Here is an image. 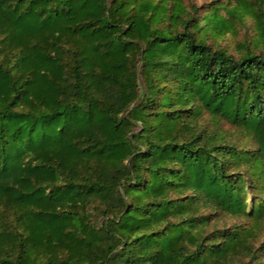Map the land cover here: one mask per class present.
I'll return each instance as SVG.
<instances>
[{
	"label": "trees",
	"instance_id": "1",
	"mask_svg": "<svg viewBox=\"0 0 264 264\" xmlns=\"http://www.w3.org/2000/svg\"><path fill=\"white\" fill-rule=\"evenodd\" d=\"M237 1L233 54L225 2L0 0V264H264V0Z\"/></svg>",
	"mask_w": 264,
	"mask_h": 264
},
{
	"label": "rangeland",
	"instance_id": "2",
	"mask_svg": "<svg viewBox=\"0 0 264 264\" xmlns=\"http://www.w3.org/2000/svg\"><path fill=\"white\" fill-rule=\"evenodd\" d=\"M188 3H196L200 7V17L202 23H205L204 17L209 13V8L213 4L225 2L230 9L236 8L235 12L242 13L243 16H236L231 18L233 28L230 30L225 29L224 34H218L216 37L210 35L208 40L210 43H216V45H222L226 47L231 53H241L240 44L250 43L253 37L257 34V22L249 10L241 9L242 5L237 0H186ZM221 16L229 17L228 10L222 8L219 12Z\"/></svg>",
	"mask_w": 264,
	"mask_h": 264
}]
</instances>
